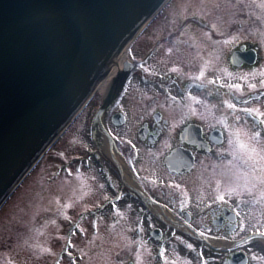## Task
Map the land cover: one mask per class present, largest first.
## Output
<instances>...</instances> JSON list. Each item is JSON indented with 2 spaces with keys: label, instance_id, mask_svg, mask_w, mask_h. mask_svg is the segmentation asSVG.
<instances>
[{
  "label": "flooded vegetation",
  "instance_id": "1",
  "mask_svg": "<svg viewBox=\"0 0 264 264\" xmlns=\"http://www.w3.org/2000/svg\"><path fill=\"white\" fill-rule=\"evenodd\" d=\"M214 24L182 26L177 35L189 29L188 36L168 42L159 39L150 49L146 47L143 59L131 64L124 84L113 94L101 123L95 116L106 94L93 112L87 129L91 144L83 155L88 161L89 193L98 200L88 212L93 216L89 242L101 251L110 248L103 223H116L119 229L113 230L114 235L122 232L134 239L133 245H124L118 252L130 247L165 260L162 253L169 244L171 251L190 254L186 258L193 264H264V236L259 234L264 232L262 119L244 108L229 109L233 100L246 98L216 79L184 81L171 72L152 75L142 65L168 45L172 59L187 56V61L176 62L185 66V73L202 76L203 54L208 60L205 66L217 74L212 53L223 47ZM228 29L229 35L238 34L234 25ZM202 30L208 36H202ZM254 41L236 40L238 45L229 60L223 58L225 63L232 69L257 64L262 56ZM253 50V63L230 60L234 51ZM194 89H198L194 96L188 95ZM202 94L208 104L203 110ZM219 98L227 103L221 119ZM187 259L174 256L172 261L156 259L154 264H188Z\"/></svg>",
  "mask_w": 264,
  "mask_h": 264
},
{
  "label": "rangeland",
  "instance_id": "2",
  "mask_svg": "<svg viewBox=\"0 0 264 264\" xmlns=\"http://www.w3.org/2000/svg\"><path fill=\"white\" fill-rule=\"evenodd\" d=\"M160 12L130 46L132 63H140L145 56L144 49H150L159 39L168 42L167 39L172 41L176 37L188 36L189 29H183V33L177 35L180 27L195 26L204 21L214 22L215 30L221 33L216 38L223 47L221 51L212 53L219 69L217 74L205 66L208 60L203 54L202 76L185 73V66L176 62L187 61V56L182 59L175 55L172 59L168 45L142 65L152 75L166 76V73L171 72L180 74L184 81L188 78L202 82L216 79L228 86L239 85V90L229 88L246 99H235L231 103L237 108L251 109L264 120V0H173ZM232 25L238 29L237 35L228 34L231 30L228 28ZM202 31L205 34L202 36H208L205 30ZM242 39L255 40L254 44H257L262 58L255 65L244 64L232 69L223 58L229 60L231 51L238 45L236 40ZM188 57L191 58V55ZM196 91L198 89L189 90L188 95L194 96ZM204 94L210 98L217 97L216 94ZM103 95L104 92L96 90L90 103L67 128L68 131L56 145L46 150L43 160L0 211V264H128L129 260L133 261L132 264H138L140 258L141 264H154L156 259L165 262L177 256L184 261L187 256H191L171 251L170 246H167L169 244H165L162 253L165 260L151 257L146 250L133 252L130 247L124 249L125 253L118 252L124 245H133L134 239L122 232L114 235L113 230L119 229L116 223H103L105 244L110 246L108 251H101L89 242L93 216L88 212L95 208L98 200H94L89 193L88 161L83 154L87 153L91 144L87 132L89 121ZM229 97L234 99V92L229 93ZM134 100L139 101L137 98ZM205 102L206 98L202 94V110L208 105ZM218 103V117L221 119L227 103L221 98ZM242 121L248 120L244 118ZM76 170L85 171L67 178ZM187 263L193 264L192 259H187Z\"/></svg>",
  "mask_w": 264,
  "mask_h": 264
},
{
  "label": "water",
  "instance_id": "3",
  "mask_svg": "<svg viewBox=\"0 0 264 264\" xmlns=\"http://www.w3.org/2000/svg\"><path fill=\"white\" fill-rule=\"evenodd\" d=\"M166 1L0 0V200L80 112ZM255 57L254 50L234 51L230 60L253 63ZM131 64L124 59L114 74L115 86L96 121L102 122Z\"/></svg>",
  "mask_w": 264,
  "mask_h": 264
},
{
  "label": "bare ground",
  "instance_id": "4",
  "mask_svg": "<svg viewBox=\"0 0 264 264\" xmlns=\"http://www.w3.org/2000/svg\"><path fill=\"white\" fill-rule=\"evenodd\" d=\"M173 0H170L165 6H164V8H166L171 2H172ZM163 8V9H164ZM162 10V9H161ZM161 12H159V14H160ZM159 14L153 19V21L159 16ZM152 21V22H153ZM151 22V23H152ZM150 23V24H151ZM135 40V39H134ZM133 44V41L127 46V49H126V54H122L119 58H118V62H119V64H115V66L113 67L114 68V70L113 71H111L103 80H102V82L100 83V85L98 86V88H97V90H99V91H102V92H104V94H107V90H109L110 88H111V85L115 82V76H114V74H116V72L118 71V69H120L119 68V66L121 67L122 65H123V62H124V59H127L128 57H129V51H130V46ZM69 127H71V126H69ZM69 129V128H68ZM68 129L64 132V134L68 131ZM63 134V135H64ZM63 135L58 139V141L63 137ZM58 141L57 142H55L54 144H53V146L54 145H56L57 143H58ZM52 146V147H53ZM45 156V155H44ZM44 156L38 161V163L36 164V166H35V168H34V170L36 169V167L39 165V163L43 160V158H44ZM33 170V171H34ZM31 175V174H30ZM30 175H27L25 178H24V180H23V182H21L20 183V185L14 190V192L9 196V198L5 201V203L1 206V208H0V211L2 210V208L5 206V204L12 198V196L18 191V189L24 184V182L29 178V176Z\"/></svg>",
  "mask_w": 264,
  "mask_h": 264
},
{
  "label": "snow or ice",
  "instance_id": "5",
  "mask_svg": "<svg viewBox=\"0 0 264 264\" xmlns=\"http://www.w3.org/2000/svg\"><path fill=\"white\" fill-rule=\"evenodd\" d=\"M229 87H232V88H235V89H237V90H239V85H230ZM235 107V105H233V104H228V108L229 109H232V108H234ZM242 111H245V112H249V113H251L252 112V110L251 109H248V108H244V109H242ZM262 123H264V120H262L261 121ZM221 199H223V197H221ZM260 235H262V236H264V232H261V233H259ZM189 247H191V245H189Z\"/></svg>",
  "mask_w": 264,
  "mask_h": 264
},
{
  "label": "trees",
  "instance_id": "6",
  "mask_svg": "<svg viewBox=\"0 0 264 264\" xmlns=\"http://www.w3.org/2000/svg\"><path fill=\"white\" fill-rule=\"evenodd\" d=\"M256 21H258V20H256Z\"/></svg>",
  "mask_w": 264,
  "mask_h": 264
}]
</instances>
